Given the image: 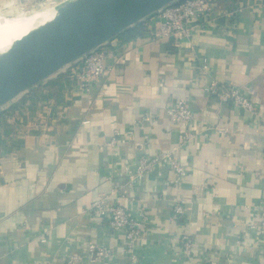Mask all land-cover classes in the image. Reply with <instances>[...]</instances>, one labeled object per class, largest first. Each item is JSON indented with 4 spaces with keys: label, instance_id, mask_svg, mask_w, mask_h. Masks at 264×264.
I'll list each match as a JSON object with an SVG mask.
<instances>
[{
    "label": "crops",
    "instance_id": "0c3cea01",
    "mask_svg": "<svg viewBox=\"0 0 264 264\" xmlns=\"http://www.w3.org/2000/svg\"><path fill=\"white\" fill-rule=\"evenodd\" d=\"M36 3L0 0V10ZM232 9L236 23L226 30ZM214 11L192 42L175 46L146 34L101 45L106 77L88 94L65 68L0 108V264H65L70 255L78 264L126 262L124 231L89 210L113 189L121 206L148 219L138 264H264V236L248 229L264 200V0H215ZM142 22L158 24L154 15ZM204 58L207 73L199 71ZM210 80L235 85L254 111L209 97ZM175 100L195 116L183 129L192 138L180 147L182 129L165 115ZM166 153L186 170L178 183L160 161L125 186L137 161ZM175 203L181 216H173ZM87 242L108 247L109 258L89 262Z\"/></svg>",
    "mask_w": 264,
    "mask_h": 264
},
{
    "label": "built area",
    "instance_id": "2783aa9c",
    "mask_svg": "<svg viewBox=\"0 0 264 264\" xmlns=\"http://www.w3.org/2000/svg\"><path fill=\"white\" fill-rule=\"evenodd\" d=\"M214 6L215 0H178L171 3L154 14L158 24L149 28L147 35L152 42L167 40L175 46L186 41L192 42L191 40L197 31L204 29L214 19ZM237 12L238 9H232L224 15L227 17L226 30H231L235 25ZM191 46L193 47V43ZM104 58L105 54L99 46L61 70L65 68L66 71L70 70L74 75L78 88L88 94L92 87L100 85L106 77L107 69L104 65ZM208 67V61L205 58L202 59L199 71L207 73ZM207 93L209 97H217L221 102H230L234 107L248 112L254 111V105L233 84L224 87L219 86L215 80H210L207 85ZM165 115L171 126L182 129L177 137V147L191 140L192 134L186 130L183 131L186 126H189L195 120L194 112L187 101L175 100L170 103L165 109ZM145 121V118H140L137 123L141 124ZM118 137L119 134L115 131L112 139L113 144L116 143ZM160 161H165L170 171L175 174L174 183H178L186 175V170L170 153L160 154L152 159L137 161L134 169L128 170L125 174V186L132 187L145 175L151 173L155 164ZM120 197L122 195L119 196L118 189H113L108 195L92 201L89 210L100 220H105L108 227L115 233L121 230L124 231L125 244L123 251L127 261L122 264H138L139 260L135 249L138 242L145 237L148 229V219L141 212L132 213L121 206L119 204ZM255 210L258 220L250 223L248 229L264 236V200L256 206ZM172 211L174 217L181 216L183 214L182 205L175 203ZM181 243L182 252L188 259H191L193 246L191 238L184 234L181 236ZM110 252V249L104 245L93 242L85 244L84 254L89 262H104L109 258ZM79 262V255H70L67 257L65 264H78Z\"/></svg>",
    "mask_w": 264,
    "mask_h": 264
},
{
    "label": "water",
    "instance_id": "95a60500",
    "mask_svg": "<svg viewBox=\"0 0 264 264\" xmlns=\"http://www.w3.org/2000/svg\"><path fill=\"white\" fill-rule=\"evenodd\" d=\"M178 0H62L0 50V108Z\"/></svg>",
    "mask_w": 264,
    "mask_h": 264
},
{
    "label": "rangeland",
    "instance_id": "374dc122",
    "mask_svg": "<svg viewBox=\"0 0 264 264\" xmlns=\"http://www.w3.org/2000/svg\"><path fill=\"white\" fill-rule=\"evenodd\" d=\"M55 0H37L36 6L28 11L22 10H10V12H4L0 10V50L9 44L16 35V32H20L24 25L29 21L37 20L43 12H46L50 7L49 4ZM38 8V10H36ZM32 21L30 23H32Z\"/></svg>",
    "mask_w": 264,
    "mask_h": 264
},
{
    "label": "trees",
    "instance_id": "16d2710c",
    "mask_svg": "<svg viewBox=\"0 0 264 264\" xmlns=\"http://www.w3.org/2000/svg\"><path fill=\"white\" fill-rule=\"evenodd\" d=\"M148 29L146 28L144 22H141L136 26L128 30H125L123 33L119 34L116 38L122 42L130 41L135 38H141L148 33L149 31Z\"/></svg>",
    "mask_w": 264,
    "mask_h": 264
},
{
    "label": "bare ground",
    "instance_id": "6f19581e",
    "mask_svg": "<svg viewBox=\"0 0 264 264\" xmlns=\"http://www.w3.org/2000/svg\"><path fill=\"white\" fill-rule=\"evenodd\" d=\"M49 10H50V8L46 12H43V14L37 20H34V21L31 20L32 23H30L31 21H29L27 24H25L24 25V28L20 32H18V33L16 32V35L13 36V39L18 38L21 34H23L24 32H26L31 26H33L34 24H36V22H38L40 19H43L44 16H46L49 13ZM7 45H9V44H7Z\"/></svg>",
    "mask_w": 264,
    "mask_h": 264
}]
</instances>
